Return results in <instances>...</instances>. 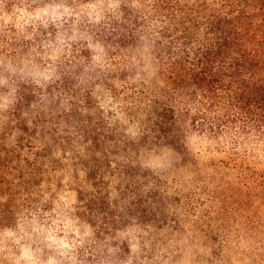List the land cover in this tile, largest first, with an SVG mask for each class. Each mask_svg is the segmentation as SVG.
Here are the masks:
<instances>
[{
  "label": "clouds",
  "instance_id": "obj_1",
  "mask_svg": "<svg viewBox=\"0 0 264 264\" xmlns=\"http://www.w3.org/2000/svg\"><path fill=\"white\" fill-rule=\"evenodd\" d=\"M0 264H264V0H0Z\"/></svg>",
  "mask_w": 264,
  "mask_h": 264
}]
</instances>
